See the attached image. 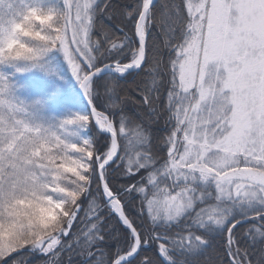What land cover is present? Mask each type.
<instances>
[{
  "label": "snow or ice",
  "instance_id": "obj_1",
  "mask_svg": "<svg viewBox=\"0 0 264 264\" xmlns=\"http://www.w3.org/2000/svg\"><path fill=\"white\" fill-rule=\"evenodd\" d=\"M0 264H264V0H0Z\"/></svg>",
  "mask_w": 264,
  "mask_h": 264
},
{
  "label": "trees",
  "instance_id": "obj_2",
  "mask_svg": "<svg viewBox=\"0 0 264 264\" xmlns=\"http://www.w3.org/2000/svg\"><path fill=\"white\" fill-rule=\"evenodd\" d=\"M114 2L125 3V2H129V0H114ZM105 22H107V21H105ZM67 86L68 87L66 89H64L63 94L61 96H58L56 98V100L53 101V103H55V104L58 103V106H59V104L62 102V100L64 99V97L66 95L67 96H73V98H74V106L82 108L84 105L79 103V99L77 97H75V93H74V90L72 88V81L70 79L67 82ZM68 89H70V90H68Z\"/></svg>",
  "mask_w": 264,
  "mask_h": 264
},
{
  "label": "rangeland",
  "instance_id": "obj_3",
  "mask_svg": "<svg viewBox=\"0 0 264 264\" xmlns=\"http://www.w3.org/2000/svg\"><path fill=\"white\" fill-rule=\"evenodd\" d=\"M107 23V22H106ZM24 79L26 80V81H28L30 84H32V85H35L36 83H38V82H40L39 81V77L36 75V74H31V75H28V76H26V77H24ZM68 86H67V83L64 85V89H66ZM33 90H35V89H33ZM68 90H70V89H68ZM67 96V95H66ZM60 103V102H59ZM50 108L52 109V110H56L57 108H58V103H52L51 105H50Z\"/></svg>",
  "mask_w": 264,
  "mask_h": 264
}]
</instances>
